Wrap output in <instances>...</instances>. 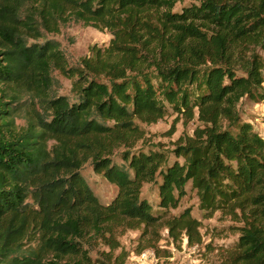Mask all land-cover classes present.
Masks as SVG:
<instances>
[{
  "label": "trees",
  "instance_id": "obj_1",
  "mask_svg": "<svg viewBox=\"0 0 264 264\" xmlns=\"http://www.w3.org/2000/svg\"><path fill=\"white\" fill-rule=\"evenodd\" d=\"M67 21L106 31L108 47L68 65L48 37ZM263 53L264 0H0V264H109L80 239L112 226L199 245L191 210L171 213L187 186L205 217L240 224L221 264H264V140L238 108L264 104ZM166 105L196 116L193 135L172 158L132 152L138 123L165 118ZM87 163L115 188L110 202L82 176Z\"/></svg>",
  "mask_w": 264,
  "mask_h": 264
},
{
  "label": "rangeland",
  "instance_id": "obj_2",
  "mask_svg": "<svg viewBox=\"0 0 264 264\" xmlns=\"http://www.w3.org/2000/svg\"><path fill=\"white\" fill-rule=\"evenodd\" d=\"M186 4L188 1L184 5ZM48 37L61 43L63 53L70 66H78L83 58L91 56V48L102 50L107 48L111 39L106 31L100 32L73 21L61 24L58 34ZM53 76L56 81V93L69 96L70 81L57 72ZM166 108L167 116L156 123L150 125L138 123L143 131V139L135 144L132 152L135 153L138 150L145 152L153 149L170 154L174 143L179 138L193 135L194 129L199 125L196 116L189 121L178 116L167 105ZM238 108L241 116L264 140V104L243 100ZM17 123L24 124L23 120ZM121 152L122 149L116 152L118 154L113 158V162L121 163L118 156ZM169 158H172L171 154ZM179 161L182 160L179 159ZM81 174L101 203H108L112 200L116 194L115 188L96 175L89 163L84 165ZM186 193L178 209L171 213L178 214L187 208L191 210V215L201 224L199 229L201 244L199 245L189 246L185 237L179 235L176 239L165 228L156 227L155 230H152L139 227L131 229L124 226L108 227L98 234L88 233L80 239V243L92 258L102 257L109 264H221L224 251L237 245L239 238L237 227L240 224L220 212L214 213L210 218L205 217L199 209L196 191L190 190L187 186ZM142 195L148 200L156 202L154 186L144 184Z\"/></svg>",
  "mask_w": 264,
  "mask_h": 264
}]
</instances>
